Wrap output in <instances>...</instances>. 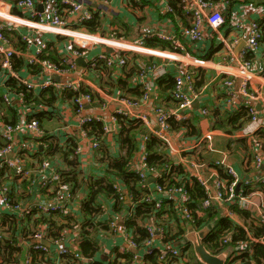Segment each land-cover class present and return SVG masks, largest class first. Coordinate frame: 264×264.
<instances>
[{"label":"built area","instance_id":"built-area-1","mask_svg":"<svg viewBox=\"0 0 264 264\" xmlns=\"http://www.w3.org/2000/svg\"><path fill=\"white\" fill-rule=\"evenodd\" d=\"M222 1L224 4L229 3L227 0ZM39 3L44 11L38 9ZM182 3L186 13L191 17V22L182 28L181 34L190 41L200 42L204 39L205 23L214 29L225 23L224 13L219 8H215L216 4L212 0H194V5L189 8L187 0H182ZM168 11H172L170 6ZM72 17L74 20L71 21ZM92 18L93 11L80 0H0V77L5 79L3 85L6 87L1 104L11 105L13 94H16L20 101L25 102V92H18L7 87L9 79L17 81L19 85H25L35 93L48 88L80 91L84 87L82 78L76 77L57 82L55 77L74 73L77 70V60L86 58L90 49L98 44L107 45L112 51L100 52L89 60L87 59L89 70H92L99 61L105 62L109 69L124 67L128 63L130 52L153 54L167 60L169 56L172 57L168 54L186 56L184 54L186 48L168 33H146L143 37L131 41L120 38L114 32L90 31L81 25ZM237 27L244 30L248 36L240 53L241 62L230 66V69H224L223 65H220V68L224 73L231 75L225 80L226 86L231 87L235 79L240 78L239 92L243 96L251 95L254 100H257L262 94H250V89L260 75L251 70L252 62L249 55L260 49L261 40L264 38V25L259 22H252L248 26L237 23ZM48 34L67 37L60 53L64 66L58 65L48 57H42L43 54L48 53L50 48H53L49 40L41 39L43 35ZM15 35L24 43V50L16 46ZM153 38L171 43L174 50L168 51V49L147 45V39ZM109 41L128 43L131 46H115ZM227 45L228 48L231 47L229 42ZM17 57L23 58L25 62L22 70L16 67ZM186 57L190 60H180L179 72L176 74L168 72L166 65H159L156 62H140L138 84L142 86V96L139 99L122 98L121 103L129 109H117L109 121L86 112V104L95 100L90 93H81L73 99L74 111L78 117L77 125L83 136L90 137L86 127L94 122L103 123L105 135L119 133L121 127L119 116L137 119L144 124L141 145L139 146L138 143V150L128 163L129 171L137 173L140 178L139 188L146 190L144 198L136 201L132 196L126 195L128 189L123 188L120 181L115 183V187L125 195L124 204L127 206L123 209L127 208L126 216L123 217L122 222H119L110 199L105 196L101 199L99 219L106 228L100 231L91 229L90 237L96 241L98 246V251L93 256H84L81 252V220L73 227H65L64 231L56 236L51 234L53 226L50 228L47 222H36L41 217L51 218L53 214L66 216L73 212L76 197L73 186L62 179L61 167L45 158L38 162L35 168H29L23 153L15 149L18 134H24L34 141L46 135L38 120L32 118L4 124L0 134V239L15 235L10 223H6L3 219L4 214L15 215L18 220H21L18 231L23 240H20L18 245L23 246L21 258H24L25 264H33L34 253H45L53 259V264H196L191 258L195 255L193 246L185 239L187 224H192L197 230L210 224L207 223L206 213L218 204L227 206L224 216L231 220L238 214L236 208L249 210L252 213V207L260 209V203L263 202L264 205V199L256 204L253 201V195L258 194L259 191L246 193L253 188L264 189V176L241 181L235 167L228 161L229 152H221L222 157L214 164L221 168L230 179L218 176L211 185L206 178L197 177L207 197L195 210L188 206L190 195L186 189L176 186L168 187L158 182L164 174L170 173L169 165L158 168L148 164V141L151 137H156L165 144L164 149L167 148L169 135L173 129L171 119H184L185 112L193 106L199 96L196 81L197 68L210 67L214 64L208 59ZM153 71L156 77L171 74L175 81L171 90L175 108L170 109L165 104H156L154 112L157 123H152L147 115L136 114L133 111L142 102L151 100L153 88L157 85L155 81L147 79V74ZM229 96L230 100L235 99L236 93L230 91ZM30 105L34 106L36 103L32 101ZM246 107L248 126L242 128L241 132L251 137L257 135L258 131H264V110H258L255 103ZM207 113L206 109L203 110V114ZM102 139L103 137H92L94 150L100 147ZM203 140L211 141L212 133L206 134L201 141L195 144V147H201ZM80 152L81 147L77 146L75 153ZM249 156L253 160V168H261L264 165V142L254 143ZM240 182V188L237 190ZM44 194V198H37L34 202L36 199L34 197H41ZM19 196L23 198H18ZM142 203L153 205V211L146 212V217L135 215ZM230 205L236 207L231 208ZM142 208L145 209L144 206ZM172 209L176 217L170 219ZM259 212L258 218L254 215L251 218L256 219L257 225L263 228V234L260 237L251 235L249 240L238 242L236 246V244H231L232 232L222 236L221 244L224 248L220 251L232 250L229 262L255 243L264 244V209ZM157 213L160 215L158 216ZM198 219H202L199 224ZM181 230L184 233L180 235Z\"/></svg>","mask_w":264,"mask_h":264},{"label":"crops","instance_id":"crops-1","mask_svg":"<svg viewBox=\"0 0 264 264\" xmlns=\"http://www.w3.org/2000/svg\"><path fill=\"white\" fill-rule=\"evenodd\" d=\"M80 1L88 9L99 15L101 28L98 31L114 32L120 38L131 41L143 37L146 33H168L186 48L184 52L186 56L208 59L214 63L210 67L197 68L196 81L199 96L194 101L193 106L185 112L184 119L173 118L174 122L179 124H177V128L172 129L168 146L164 150L174 165L180 166L188 178L196 179L201 176L206 178L212 185L215 177H223L219 171L221 168L216 167L214 162L222 157L221 152L226 151L229 152L228 161L235 167L241 181L244 182L264 176V165L259 169L253 168V160L249 156L254 143L258 141L264 142L263 135L245 136L241 129L248 126L247 122H243L242 126L237 129H234L231 124V118L247 105L255 103L258 110H264V41L261 42L260 49L249 56L252 62L251 70L260 75L251 87L250 94L261 93L260 99L254 100L251 95L243 96L239 92L240 78H236L231 87L226 86L225 80L231 75L224 73L222 68H220V65H223L224 69H230V66H235L241 62L240 53L247 42L248 36L244 30L237 27V23H243L248 26L252 22H259L264 25V0H232L231 3L226 4L222 0H212L216 4L215 8H219L224 13L225 23L216 29L205 23L203 28L204 39L200 42H193L183 37L181 30L190 24L191 17L170 14L168 11L169 0ZM187 3L189 8L194 5V0H187ZM39 5L40 3L37 5L38 9L44 11V8H39ZM70 20L72 21L74 18L72 17ZM14 37L18 49L24 50V44L17 41L16 35ZM41 39L49 40L53 47L55 46L58 54L61 53L67 41L65 36L59 37L53 34L43 35ZM58 40L60 41L58 42ZM148 41L151 40L147 39L146 44L149 46L168 49V51L174 50V46L169 42V46L165 47L159 43H148ZM228 42L231 44L230 48H228ZM109 43L115 46H131L123 42L109 41ZM111 51L112 49L107 45L98 44L90 49L86 58L77 60V70L74 73L55 77L57 82H64L76 77L82 78L84 86L96 93L95 100L86 104V112L108 121L117 109H129L121 103L122 98L139 99L142 96H136L134 93L137 90L135 87H140L142 90V86L138 84L140 62H156L159 65H166L168 72L176 74L179 72L180 60H190L189 57L179 54H168L172 55V57L169 56L167 60L153 54L130 52L128 63L124 67L110 68L107 73L103 72L101 76L96 71L89 70V66L86 63L87 59L89 60L100 52ZM15 64H17V59H15ZM23 68L24 65L18 69L22 70ZM165 76L173 77L171 74H166L162 77ZM162 77H156L155 71L148 72L147 79L155 81L157 86L153 88L150 101L142 102L133 109L136 114L147 115L152 123H157L154 112L156 104H165L170 109L175 108V101L171 95L169 97L168 94H163L158 85V80ZM4 81L5 79L0 77V89L2 91L4 89L6 91V87L3 85ZM55 91L61 92L63 90L55 89ZM230 91L236 93L235 99L230 100ZM38 94L39 92H36V95ZM25 104H28V102L25 100L23 103L17 98L16 94H13L11 105L5 106L0 102V134L5 123L30 120L35 118V115L42 113L39 116V120L46 134L52 135L53 139L61 146L75 143L81 147V152L77 156L80 161V168L85 176L102 177L105 175L107 165L102 162L103 149L110 156L117 157L120 155L118 133L104 135L101 150L92 148V137L80 134L77 125L78 117L75 114L72 100L61 98L60 96V100L56 104H51V106L38 102L34 106ZM205 109L208 111L207 114H203ZM240 122L241 120L238 121V123ZM140 127H142V130L136 136L139 146L141 145V135H143L144 131L143 122ZM139 128L132 133H136ZM209 132L212 133V140H203V145L196 148L195 144L201 141ZM44 137L37 139V141L24 134H18L16 137L15 149L23 153L26 165L29 168L37 166L40 161L39 157L42 154L38 153V151H42L44 147L48 146L46 142H43ZM45 151L46 148L44 149ZM44 158L52 160L61 169L65 167V169H68L58 154L53 157L44 156ZM248 191V193L259 191L258 194L253 195L255 204L264 199V189L253 188ZM83 194L85 195L83 190L78 193V196L75 194L72 211L75 212L76 219L81 216L79 214V202L83 198ZM44 196L45 194L41 197H34L36 198L34 202L37 201V198L41 199ZM20 197L23 198L22 196L18 198ZM230 207L235 208L236 206L230 205ZM259 208L252 207V213L247 210L249 212L248 216L238 213L232 221L248 230L253 224L257 225L256 219L253 220L251 217L253 215L256 218L259 217V211L264 209L263 202L260 203ZM226 210L227 206L225 204H218L214 209V212L217 211L215 212L217 214L216 217H223ZM126 212L127 208L123 209V211L122 209L118 210L115 213L119 222H122ZM210 224L216 225V222L210 221Z\"/></svg>","mask_w":264,"mask_h":264},{"label":"trees","instance_id":"trees-1","mask_svg":"<svg viewBox=\"0 0 264 264\" xmlns=\"http://www.w3.org/2000/svg\"><path fill=\"white\" fill-rule=\"evenodd\" d=\"M169 1L170 7L172 8L170 14H176L182 17H190V15L186 14V10L183 6L182 0ZM227 1H229V3L232 2V0ZM60 7L64 8V6L62 5H60ZM81 25L90 31H98L101 28V19L98 14L93 12V18L89 21L83 22ZM149 40L151 41H148V43L153 42L159 43L161 44V46H169V43L161 41L157 38ZM59 41L60 40H58V42ZM262 41H264V38L261 40V42ZM50 45L53 46L52 43H50ZM42 57H48L58 65L64 66L61 59L62 57L56 51L55 46L52 49L50 48L48 53L43 54ZM19 58L21 57L16 58L17 68L25 64L23 58ZM107 70L109 71L110 69L107 67L106 63L102 61L97 62L96 66L92 69V71H96L99 76H101L103 72L107 73ZM158 85L161 89V92L165 95L168 94L170 97L171 90L175 85L174 77H162L158 80ZM7 87L13 90L15 89L18 92H25V100L29 105L32 101H34L35 103L38 102L51 106V104H56V102L60 100V96L61 98H67L73 101V99L81 93H90L94 98L96 97V93L91 89L86 88L85 86L82 87L80 91L65 89L59 92L55 91V89L53 88H48L40 92L38 95L29 90L25 85H19L17 81L13 79L7 80ZM135 89H137L134 92L135 95L141 96L142 90L140 89V87H135ZM4 91L0 89V102L2 100ZM41 115L42 113L35 115V118L38 120L40 125L41 122L39 120V116ZM119 120L121 127L119 129L118 138L121 153L119 156L114 157L110 156L105 151V149H103L102 162L106 163L107 167L105 169L106 173L102 177L84 175L83 171L80 168V161L78 159V156L75 153L77 150V145L75 143L61 146L58 142H56L55 139H53L52 135L46 134V136L43 138V142H46L48 145L47 147H44V149L46 148V151L44 152V149L42 151H38V153H42L39 157L40 161L45 159L44 156L53 157L58 154L63 160L64 164L68 167V169H65L66 167L60 169L62 179L73 186V190L76 196H78V193H80L81 190L85 192V195L83 194V198H81L79 202V214L81 216L78 217V219H76V214H73V212H71L66 216L53 214L51 218L41 217L40 219H37L36 222H47L50 228L51 226H53L51 234L52 236H56L57 234L62 233L65 227H73L78 221L81 220L82 226L80 228H82V232L80 249L84 256H93L98 251L96 241L90 237L92 233L91 229L100 231L101 229L106 228L102 225V222L99 219L101 199L104 196L108 197L112 202V206L115 212L127 206L124 204L123 197L125 195L115 187V183L117 181H120L123 185V188L128 189L126 195L132 196L136 201L142 200L146 192V190H142L139 188L140 178L137 173L131 172L128 169V163L132 159L134 153L138 150L136 136L137 133L141 132L142 130V127H140L142 122L139 120L125 118L123 116H119ZM239 120H241L240 123H238ZM247 120V107H243L237 115L231 118V124L234 126V129H237L238 127L240 128L242 126L241 124L243 122H246ZM171 124L172 128H177V124L179 123H176L171 119ZM86 128L90 137L101 138L105 135L103 130V123L101 122H94ZM137 128H139L137 132L132 133ZM256 134L263 135L264 137V131H258ZM101 148L102 146L100 145L98 150H101ZM164 148L165 144L162 141H160L156 137H151V139L147 143V162L149 165L156 166L158 168L169 165L171 167L170 173L164 174L162 178L158 179V182L168 187L176 186L181 189H186V191L190 195V202L188 203V206L191 209L195 210L201 204V201L207 197V193L204 187L198 182L197 178H188L180 166L174 165V163L171 162ZM219 171L221 176L227 177V175L221 169ZM248 192L249 191H247L246 193ZM143 206L145 207V209L142 208ZM214 209L215 207L209 209L206 213L207 223H210V221L216 222L214 230H212V232L205 239V245L211 252L218 253L221 249L224 248V246L221 244V238L223 235L228 234V232H232L231 244H236V246L238 245V242L249 240V237L251 235L254 237H260L263 234V228L259 225L253 224L251 227H249L248 230H246L241 225L235 223L231 219L226 218L225 216L216 217L217 214L215 212L217 211L214 212ZM152 211V204L142 203V205L137 209L135 215L146 217L147 214L145 213H151ZM236 211L237 213L242 215H249V212L245 210H239L236 208ZM157 215L159 216L160 213H157ZM172 217H176L173 209L172 211H170V219ZM3 219L6 223H10V227L15 235L12 234L10 237H4L3 239H0V264H19L23 253V246L18 245L19 241L23 240L21 238L20 231H18L21 220H18L15 215L8 213L4 214ZM201 221L202 219H198L197 223L199 224L201 223ZM183 233L184 231L181 230L179 234L181 235ZM142 235H144L143 231ZM69 258L72 259L71 256H69ZM191 258L195 260L197 264H201L197 260L195 255L191 256ZM52 260L53 259L45 255V253H34L33 256V264H53ZM228 264H264V244L255 243L252 247H248L240 255L236 256L233 261L228 262Z\"/></svg>","mask_w":264,"mask_h":264},{"label":"water","instance_id":"water-1","mask_svg":"<svg viewBox=\"0 0 264 264\" xmlns=\"http://www.w3.org/2000/svg\"><path fill=\"white\" fill-rule=\"evenodd\" d=\"M42 7L40 4L39 8ZM240 185L241 182L238 184L237 190L240 188ZM214 228L215 225L208 224L200 230H197L192 224H187L185 239L192 244L195 257L201 264H228L232 254L231 249H224L219 253H213L205 245L206 237ZM19 264H25L24 258H21Z\"/></svg>","mask_w":264,"mask_h":264},{"label":"rangeland","instance_id":"rangeland-1","mask_svg":"<svg viewBox=\"0 0 264 264\" xmlns=\"http://www.w3.org/2000/svg\"><path fill=\"white\" fill-rule=\"evenodd\" d=\"M15 38V37H14ZM16 39H18V38H16ZM18 41H19V39H18ZM195 261V260H194ZM195 263H196V261H195ZM197 264V263H196Z\"/></svg>","mask_w":264,"mask_h":264},{"label":"bare ground","instance_id":"bare-ground-1","mask_svg":"<svg viewBox=\"0 0 264 264\" xmlns=\"http://www.w3.org/2000/svg\"><path fill=\"white\" fill-rule=\"evenodd\" d=\"M130 45V44H129Z\"/></svg>","mask_w":264,"mask_h":264}]
</instances>
